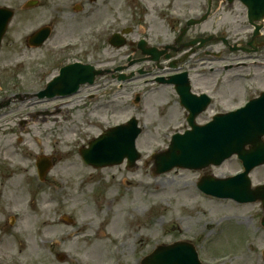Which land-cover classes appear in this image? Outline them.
Listing matches in <instances>:
<instances>
[{"label":"rangeland","instance_id":"374dc122","mask_svg":"<svg viewBox=\"0 0 264 264\" xmlns=\"http://www.w3.org/2000/svg\"><path fill=\"white\" fill-rule=\"evenodd\" d=\"M49 1L42 0L41 7L23 14L20 0H0V5L16 11L0 49V104L18 95L35 97L49 81L51 75L44 66L50 60L46 51L48 45L31 51L24 39L30 31L40 24L50 23L52 17L59 14L49 9ZM116 1L120 4L122 0L104 4L101 1L104 8L99 5V18L105 15V19H109ZM125 9L123 7V11ZM236 9L240 10L237 4ZM237 19H242L239 12L217 17L222 24L235 23ZM209 25L212 26V21ZM56 29L52 44L65 43L72 38L64 25ZM192 35L196 36L194 32ZM102 49L101 57L119 55L117 64L125 63L127 49L115 52L105 45ZM73 55L76 57L73 59L89 58H82L78 52L70 54L69 58ZM235 56L231 55L230 59H236ZM37 69L42 70L38 71L40 77L35 74ZM248 74V69L227 73L224 89L217 99L229 108L241 105L242 78ZM216 76L195 79L193 83L210 89ZM142 79L135 78L132 86ZM247 84L264 90V69L257 68L253 84ZM97 85L83 89L72 98V106L63 104L67 99L33 98L17 100L0 110V123L4 118L22 114L13 122L0 125V188H6L2 185L13 177L14 183L6 184L13 188L7 197L16 202L17 208L7 223L17 214L20 217L19 227H0V264H140L156 247L178 241L193 243L204 264H264V228L261 226L264 213L260 203L239 205L203 195L197 188L203 171L176 169L154 177L151 156L166 151L172 135L185 125L183 110L176 104L169 87L120 90L109 78ZM96 90L100 94L98 99L87 101L81 97ZM138 93L142 94V102L136 107L134 100ZM214 113L200 116L198 121L207 122ZM30 114L36 115L30 117ZM132 117L139 120L141 127L144 124L137 140L142 159L135 168H128L126 161L102 169L82 163L81 149H88L107 128L124 124ZM44 119L46 123H41ZM21 122L28 123L22 127L24 131L20 130ZM63 136L69 138L67 155L60 158L55 142ZM41 155L52 158L45 183H40L34 172ZM21 159L28 167L24 173L23 164H19ZM13 160L17 166L11 167ZM71 164H80L84 170L71 175ZM241 171L237 158L208 170L216 178ZM251 179L254 186L264 184V167L255 169ZM115 212L122 217L120 227L113 224Z\"/></svg>","mask_w":264,"mask_h":264},{"label":"flooded vegetation","instance_id":"af4514ba","mask_svg":"<svg viewBox=\"0 0 264 264\" xmlns=\"http://www.w3.org/2000/svg\"><path fill=\"white\" fill-rule=\"evenodd\" d=\"M101 1L103 0H98L95 3H91V0L49 1L51 5L49 9L54 14L56 12L59 14L54 15L48 25L52 32L45 45L55 40L56 28L61 24L72 36V40L65 42L68 43V47L62 51H65V54L59 53L57 50L58 45L63 43H53L54 47L48 53L49 63L44 65L51 75L49 79L55 78L61 68L80 63L95 69L112 71L113 74L106 77L117 81V74L114 73L116 69L132 65L134 68L138 64L146 63L140 68H136L135 71L138 75H140L139 72H144L152 86L159 85L157 79L169 80L172 77H178V86L185 87L186 77H180V75H187V86H190L194 95H207L213 99L216 98L218 103H223L217 98H219L220 90L224 89L223 84L227 73L236 69H249V67H252L253 70L264 69V64L259 62L251 66L245 63H236L240 57L237 54L247 57L255 56L256 60L264 61V21L257 25L261 27L258 31L259 35L254 46L249 47L248 44L255 36V27L248 20L246 8L239 3L236 4L240 10L236 9L235 3L223 0H127V2L120 0V4L118 1L115 2L109 19H105V15L102 18L97 15L100 12L99 2ZM104 1L103 3H105ZM114 1L112 0V3ZM80 3L81 5L77 8L76 5ZM61 4L64 5L61 6ZM123 7L126 8L124 11ZM26 12L28 11H23V14ZM233 12H239V17L242 19L227 24L217 21L218 15L232 14ZM60 17L63 18L58 20L57 18ZM93 17L94 22L92 21ZM64 19L65 22H62ZM191 21L193 24L187 27V23ZM210 21H212L211 27ZM216 22L219 23V26L216 25ZM106 30L112 31L111 37L114 34H121V40L126 43L125 47L121 49L112 47ZM193 32L196 36L192 35ZM245 38L248 40L246 43L243 42ZM104 45L115 52L127 49L125 63L117 64L119 55L112 54L110 57H101L100 53ZM218 45L220 48L216 49ZM42 49H33V51ZM231 49H237V51L234 53ZM75 52H78L82 58L84 56L89 58L87 60L73 59L76 58L74 55L69 58V55ZM231 55H236V59H230ZM156 57H159V62L154 61ZM166 57L169 60H165ZM215 74L217 76L210 89L205 86H195L193 83L195 79L204 80ZM99 81L100 78L96 80L95 84ZM242 81L245 83V78H242ZM250 81L253 84L254 79L250 78ZM244 83L242 88H246ZM258 84H260L259 81ZM159 86L169 87L173 94L176 88V85ZM213 107L212 101L211 108L204 115L211 111L213 113ZM13 181V177H10L9 181L2 185L6 188H0V227H19V219H12V222L7 223L11 210L17 209L16 202L7 197L13 192V188L6 184L12 185Z\"/></svg>","mask_w":264,"mask_h":264},{"label":"water","instance_id":"95a60500","mask_svg":"<svg viewBox=\"0 0 264 264\" xmlns=\"http://www.w3.org/2000/svg\"><path fill=\"white\" fill-rule=\"evenodd\" d=\"M224 1L231 3L234 0ZM240 1L247 5L252 23L264 19V0ZM13 15L9 9H0V46ZM85 69L88 68L81 66L67 68L61 77L50 85L48 93L40 97H53L54 94L71 95L80 86L93 83L96 75L93 71L86 79L80 78ZM65 89L67 90L64 93L60 92ZM55 90L57 91L54 92ZM178 90L182 105L190 112L189 123L192 130L185 135L174 136L170 148L153 158L154 174L159 176L174 169L202 171L212 165L220 166L237 155L244 163L243 174L225 180L205 176L199 183V188L210 196L231 199L241 204L260 202L264 209V186L253 189L249 179V174L255 168L264 165V94L245 109L216 116L210 124L198 126L195 119L206 107L198 109V99L190 95L189 86L187 88L178 86ZM3 106L5 105L1 107ZM140 133L137 121L132 120L127 125L110 130L93 141L90 149L83 150L82 155L89 165L96 168L121 165L125 159L128 160V166L134 168L141 158L136 151V140ZM46 168L44 166L42 171ZM262 225L264 227V219ZM142 264L202 263L193 245L179 242L158 247L143 260Z\"/></svg>","mask_w":264,"mask_h":264},{"label":"bare ground","instance_id":"6f19581e","mask_svg":"<svg viewBox=\"0 0 264 264\" xmlns=\"http://www.w3.org/2000/svg\"><path fill=\"white\" fill-rule=\"evenodd\" d=\"M61 100V99H60ZM74 103L73 102H67L65 104V106H72ZM41 123H46V120L44 121H40ZM97 123L100 125L101 122L100 121H97ZM91 125L93 126V123H91ZM90 131V130H89ZM69 138L68 136H63L62 138H60L58 141H56V145H58V151H59V156L60 158H65L66 155H67V151H66V142H68ZM10 147V146H9ZM46 151V150H45ZM40 158V157H39ZM23 159L20 160L19 164L22 163L23 166L21 167V170L22 172L23 171H26L27 170V164L26 162L22 161ZM13 165L17 166V162L16 160H13ZM83 167L82 165L78 164V165H75V164H71V175H75L76 173L80 172V171H83ZM21 172V173H22ZM24 173V172H23ZM122 223V217L118 216V212H115L114 213V221H113V224L116 226V227H120Z\"/></svg>","mask_w":264,"mask_h":264}]
</instances>
